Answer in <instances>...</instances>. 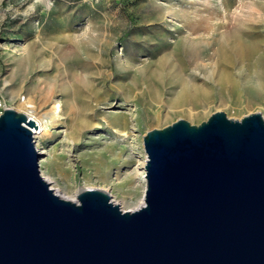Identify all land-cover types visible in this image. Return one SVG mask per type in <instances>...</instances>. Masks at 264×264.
<instances>
[{"label":"rangeland","instance_id":"obj_1","mask_svg":"<svg viewBox=\"0 0 264 264\" xmlns=\"http://www.w3.org/2000/svg\"><path fill=\"white\" fill-rule=\"evenodd\" d=\"M192 26L203 28L192 33ZM235 28L263 46L264 0H0V102L37 116L60 102L62 122L47 125L37 138L40 174L65 197L75 198L79 188H98L121 209L132 210L145 188L146 131L177 118L198 124L214 111L231 119L253 112L264 117L259 65L245 57L220 64L203 55L212 51L207 48L215 38L230 40ZM177 43L184 51L197 50L187 73L208 89L207 100L190 112H181L187 106L162 105L173 93L167 78L156 102L145 93L144 68ZM223 71L230 81L220 78ZM134 77L139 85L131 89ZM47 81L79 86L77 103L70 86L67 95L57 88L43 104ZM83 100L86 109L79 107ZM115 115L127 123L125 134L108 125ZM83 117L87 120L78 125ZM113 144L120 156L106 168L103 152Z\"/></svg>","mask_w":264,"mask_h":264},{"label":"water","instance_id":"obj_2","mask_svg":"<svg viewBox=\"0 0 264 264\" xmlns=\"http://www.w3.org/2000/svg\"><path fill=\"white\" fill-rule=\"evenodd\" d=\"M33 119L0 112V264H264V117L212 112L142 136L143 204L59 196L40 174Z\"/></svg>","mask_w":264,"mask_h":264},{"label":"bare ground","instance_id":"obj_3","mask_svg":"<svg viewBox=\"0 0 264 264\" xmlns=\"http://www.w3.org/2000/svg\"><path fill=\"white\" fill-rule=\"evenodd\" d=\"M202 28H203L202 26L189 27L192 33L197 32ZM207 49H211L212 51L210 53H203V55L209 58H216L217 62H219L220 64L226 63L227 65L228 64L231 65L233 60H235L237 57H245L246 59L250 60V62H253V64L259 65V71L261 73H264V54L261 52L264 49V45L262 46V44H260L256 38L245 37L243 32L238 28L233 29V33L230 37V40L227 41V40H222L221 38H215L213 40V43H211V46L208 47ZM156 55H154V57ZM196 55H197V50H195V48L191 47L188 48L186 51H184V48L181 46V44L177 43L173 46L172 49L168 51L166 49V52L157 56V58L153 62H149L147 66L144 68L145 75L143 77L144 79L143 81L145 82V88H146L145 93L148 96V101L154 103L160 98V92L164 88L163 81L165 78H167L169 86L172 89L173 93L162 105H165L169 108L187 106L186 109L185 110L182 109L181 112H190L192 106H198L203 102H205V100H207L206 97L208 95L207 87H205L204 86L205 84L203 85V83L202 84L197 83L194 79V75L187 73L189 68L192 67L191 64L193 63V60L196 58ZM69 72L71 73V70H69ZM67 75L69 74L67 73ZM220 78L224 81L231 80L230 74L224 71L222 72ZM132 80L133 81L131 84V89L139 85L138 78L134 77ZM70 86L73 88L74 97L72 99L74 100V102H76L78 100V98L76 99V97L78 96H76L77 92L75 91L79 90L80 88L79 86H76L74 88L73 83L72 84L60 83V85L57 87L54 81H47L46 87L44 88V91L41 94L42 103L43 104L48 103V101L53 96L57 88L59 91L61 90L64 95H67L69 89L71 88ZM141 100L142 97L137 98L138 102H142ZM161 100L163 101L162 98ZM83 102H84L82 104L83 107L80 105L79 107L81 109H86L88 107L86 100H83ZM28 106L32 107V105L30 104ZM160 106L161 105L159 104L157 105L158 108ZM25 114L27 115V117L33 119V121L35 122L36 125L35 130L33 127H31L32 138L35 149L41 154L43 151L40 149L37 138L41 134L45 133V129L47 125L54 124L57 121L61 120L62 118L61 104L60 102H56L55 104L52 105L51 109L44 111L39 116L33 114L31 109H28V111ZM86 120L87 119H85L84 117L79 119L78 125H81ZM106 121L111 128L113 127L112 130L114 131L115 134H125V131L123 130L122 127L123 126L125 127L127 123L126 122L123 123V121H121L120 115H115L113 116V119L111 121L108 120ZM115 147H116L115 145L111 146L110 150H107L108 154H106V152H103V158H104L103 165H105L106 168H109L111 165L116 164V162L118 161L120 153L114 151V149H116ZM42 161L43 159L41 158L38 159V168H40V171H41V166L43 165ZM145 161H146V157L143 158L142 161L143 170L141 172V178L143 179L144 184H145V177H144ZM44 165L46 166V164ZM41 176L46 181H48L47 176L44 175L42 172H41ZM80 189L81 188H79V190ZM54 192L61 197L70 200H75V198H68L59 194L55 189ZM142 204H143V197L140 200L138 206Z\"/></svg>","mask_w":264,"mask_h":264},{"label":"built area","instance_id":"obj_4","mask_svg":"<svg viewBox=\"0 0 264 264\" xmlns=\"http://www.w3.org/2000/svg\"><path fill=\"white\" fill-rule=\"evenodd\" d=\"M0 107H1L2 109L5 108V107L1 104V102H0ZM2 109H1V110H2ZM1 110H0V112H1Z\"/></svg>","mask_w":264,"mask_h":264}]
</instances>
